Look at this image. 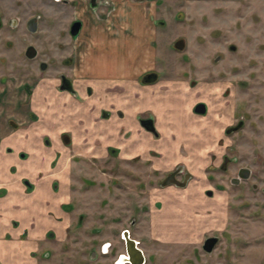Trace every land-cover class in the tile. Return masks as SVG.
<instances>
[{
    "label": "rangeland",
    "instance_id": "374dc122",
    "mask_svg": "<svg viewBox=\"0 0 264 264\" xmlns=\"http://www.w3.org/2000/svg\"><path fill=\"white\" fill-rule=\"evenodd\" d=\"M16 1L18 2L10 0V3L14 5ZM36 1L40 2L27 0L25 17L34 12L31 9H34L32 6ZM152 3L156 8L153 19L156 21L157 41L152 45L153 37L147 30L141 32L144 35L140 34L139 38L141 44L143 43L141 48L143 47L145 52L147 45H151L147 63L141 66L140 72L151 68L160 73L159 81L151 87L159 89L170 86L180 93L183 103L186 100L192 103L193 89L187 87L186 82H189L190 76L197 82L203 80L201 73H206L208 68H215L211 62L215 54L225 57L229 55V58L250 55L247 58L259 60L260 65L264 44H260L257 49L255 44L264 41V0H155ZM51 6H55L51 0H42L44 22L41 32L35 36L40 42L43 40L44 44L40 49L44 52L43 59L49 63H52L50 59L59 56V40L66 38L64 27L51 18ZM114 6L109 5L104 17L108 16L113 19L112 22H118L120 12L118 13ZM113 12L118 15L113 16ZM146 18L147 16L144 17ZM110 25L111 22H108V26ZM123 30L128 34L132 33ZM17 33L20 31L17 30ZM104 34L116 39L119 38L120 32L115 33L116 35L98 32V37H105ZM8 38L9 35L3 36L0 42L3 43V40ZM177 38H185L188 41L186 50H177L174 47L173 42ZM232 42L239 48L236 53L231 52L228 47ZM249 45L251 52L247 53ZM60 54L68 55L67 52ZM229 58L220 63L221 72L231 70L232 63H228ZM245 58L240 60L239 57V61L242 62ZM240 62H234L233 67L235 65L239 68ZM1 71L0 66V73ZM50 71L51 69L44 79L49 78ZM197 71L198 76L195 77L193 74ZM25 80L26 77L10 78L6 93L0 94V178L12 181H0V220L9 223L6 228L1 226V230L5 231L4 239L16 240L21 245L27 243V249L21 250L22 260L24 257L29 264H118L120 254L125 251L122 232L128 230L131 237L139 241L146 256L145 264H264V222L260 219L264 210L261 215L257 213L264 200V195L260 192H252L248 200L249 207L241 210L237 203L231 201V197L223 198L222 220L227 223L216 229L215 234L220 236L221 242L212 253H207L201 249L199 242L215 231L212 228L197 233L201 237L198 236L196 240L180 239L174 235L172 238H166V232L172 230L168 226L165 229L163 222H160L163 220L162 216L154 218V212L151 211L154 208L149 206L148 202V173L151 174L148 165L144 166L139 162L140 172L133 180V167L114 158L108 161L87 160L77 164L65 160L61 163L68 151H73L81 142L83 136L80 134L83 130L91 132L89 114L98 119L101 129L105 128V124L127 127L132 123L135 113L123 102L121 96L112 99L116 110L119 111L118 117L105 122L100 119V114H96L98 111L94 109L90 112L88 109L90 105L99 103V98L96 88L90 93L88 89L91 86L87 85L88 89H83L81 93V100L78 99L82 101L83 108L79 109L81 113L72 116L69 122L65 117L60 123L65 124L66 130L62 131V126L57 129L25 127V139L22 144H7L5 131L10 130L9 119L25 126L32 122L31 120L42 117V112L31 109V96L21 90V83ZM141 95L139 99L142 98ZM73 110L75 111V108ZM180 111L181 115L190 121V126L196 129L191 106L183 104ZM64 112L68 115L69 108ZM154 113L156 114V111ZM77 120L80 125H77ZM255 131L256 133L252 134L246 130L245 136L237 144V156L243 160L240 155L247 153L248 159L245 163H249L255 172L253 180L263 186L264 157L258 156L262 154L264 142L259 135L262 129L257 127ZM68 138L71 144H68ZM108 145L114 146L113 143ZM57 152H62V159L56 162L53 156ZM156 153L158 154V151ZM245 163L239 161L236 166ZM59 165L64 169V173L56 180L50 173ZM103 172L108 173L105 175ZM121 175L126 177H120ZM208 181L210 179L201 169L194 171V180L184 188L185 194L192 196V199H187L176 206L177 208L170 207L172 211L175 210L174 216L169 218L172 222L176 220L175 216L186 217L189 224L193 220L203 223L206 219L214 218L213 207L217 199L215 195H206V191L212 190L208 187ZM10 189L14 193L10 192L9 196ZM165 208L166 204L163 203L157 214H162ZM235 219L238 222L234 223ZM177 224L180 228V220ZM13 232H20V237L15 239ZM33 236L37 237L35 241ZM10 257L12 264L19 262L17 255ZM0 264L3 263L0 261Z\"/></svg>",
    "mask_w": 264,
    "mask_h": 264
},
{
    "label": "flooded vegetation",
    "instance_id": "af4514ba",
    "mask_svg": "<svg viewBox=\"0 0 264 264\" xmlns=\"http://www.w3.org/2000/svg\"><path fill=\"white\" fill-rule=\"evenodd\" d=\"M51 1L55 5L51 6L53 7L51 18L64 27L66 38L59 40L60 44H57L59 56L50 59L52 63H49L43 59L44 52L40 49L44 44L43 40L40 42V39H35L41 32L44 22L42 0L35 2L32 6L34 9H31L34 12L28 17H25L27 0L25 2L18 0L14 5L10 0H0V41L3 36L9 35L8 40L0 42L2 68L0 84L3 85L0 94L6 93L10 78L26 77L27 80L21 83V90L31 96L33 106L31 109L42 112V117L35 121L31 120L32 122L25 126L9 119L10 130L5 131L6 143L22 144L25 139V137L23 139L25 127L57 129L62 126L61 130H66L65 124L60 123L65 117L69 122L72 116L81 113L79 109L82 110L83 106L80 97L83 89H88L87 85L91 86L88 89L90 93L96 88L99 98V103L90 105L88 109L90 112L94 109L98 111L96 114H100V119H104L105 122L118 117L119 111L116 110L112 99L121 96L123 102L135 113L132 123L127 127L105 124V128L101 129L98 119L89 114L91 132L85 130L83 133L80 132L83 136L81 142L73 151H68L61 163L65 160L77 164L87 160L108 161L114 158L133 167L131 170L133 180L139 175V162L144 166L148 165V170L151 171V174L148 173L150 175L148 202L149 206L154 208L151 210L154 212V218L162 216L163 220L160 222H163L165 229L168 226L172 230L166 232V238H172L174 235L180 239L196 240L199 236L197 233L212 228L215 231L199 242L201 249L212 253L221 242L220 236L215 234L216 229L227 223L222 220L223 198L231 197V201L237 203L241 210L249 207L248 200L252 192L264 195V185L261 186L253 180L255 172L249 163H245L248 159L247 153L240 155L243 160L237 156L239 155L237 144L245 136L246 130L255 134L256 128L260 127L262 132H258L264 142V54L260 56L262 59L260 65L259 60L247 58L250 55L229 58V55L225 57L215 54L211 59L215 68L213 70L208 68L206 73L202 72L203 80L197 82L190 76L189 82H186L187 87L193 89L194 96L192 103L188 100L183 103L182 96L174 88L151 87L159 81V71L148 68L140 72L141 66L147 63L151 46L146 47L148 53L141 48L143 44L139 39L141 32L147 30L152 35V45L157 41L156 21L153 19L156 8L152 3L155 0ZM109 5H115L114 9L120 12L118 22H112L113 19H109L108 16L104 17ZM140 9L144 17L147 16V20H143L142 28L137 21L131 23L129 19L131 16L129 10L138 12ZM112 15L118 14L113 12ZM108 22H111L110 26ZM123 29L132 33L123 32ZM17 30L20 33L16 34ZM98 32L112 34L120 32V35L116 39L107 37L108 34L99 38ZM173 43L177 50L184 51L188 48V41L185 38H177ZM260 44H264V41H258L255 44L256 49ZM54 45L53 43L52 46ZM228 47L233 53L239 49L233 42L228 44ZM246 51L251 52L250 45ZM64 52L68 55L60 54ZM239 57L240 60L246 58L240 62ZM226 58H229L228 63L240 62L239 68L231 64V70L221 72L220 63ZM247 68L249 70H246ZM50 69L49 78L44 79ZM193 75L198 76V71ZM183 104L191 106L196 129L192 128L190 121L181 115L180 107ZM68 108L70 112L67 115L64 111ZM30 116L33 117V114L30 113ZM77 122V125H80V121ZM63 135L67 137V134ZM111 143L115 147L108 145ZM68 144H71L70 138ZM261 152L258 158L264 157V146ZM61 153L57 152L53 156L56 162L62 159ZM239 161H244L245 164L236 166ZM199 169L210 179L207 184L212 190L206 191V195L209 197L215 195L217 199L213 207L214 218L206 219L203 223L193 220L189 224L186 217L175 216L176 220L172 222L169 218L174 216L175 210L172 211L170 207L177 208L176 206L182 202L192 199V196L185 194L184 188L192 183L194 171ZM63 173L64 169L59 165L52 169L50 176L59 180ZM116 185L119 188L118 184ZM163 203L166 204L165 210L162 214H157ZM261 205L260 211L257 210L259 215L264 210V200ZM260 219L264 222V215ZM179 220L180 228L177 227ZM235 221L236 219L234 223ZM122 233L125 251L120 254L118 264H139V259L136 258L133 263L128 253L125 233H128L129 238L135 240L136 245L143 251L139 241L132 238L128 230ZM209 238L217 239L211 251L206 249ZM143 254L142 264H145L144 251ZM124 258L126 261H122Z\"/></svg>",
    "mask_w": 264,
    "mask_h": 264
},
{
    "label": "crops",
    "instance_id": "0c3cea01",
    "mask_svg": "<svg viewBox=\"0 0 264 264\" xmlns=\"http://www.w3.org/2000/svg\"><path fill=\"white\" fill-rule=\"evenodd\" d=\"M131 9V8H130ZM134 13V15H133ZM129 14L132 16H130V20H131V23H136V21L138 22V24L141 26L142 28V25H143V20H144V13L143 11L140 9L138 10V12L136 11H131L129 10ZM137 17V18H136ZM138 19V20H137ZM142 20V21H141ZM0 181H4L6 183L8 182H12V181H6L4 179H1L0 178ZM10 192H13L11 189L8 191V193ZM11 195V193L9 194V196ZM8 202V201H7ZM5 203V202H3ZM9 208L11 206H8ZM8 222L7 221H2L0 220V261L3 263V264H12V261H11V255H17L19 257V262L15 261V263L13 264H29L27 262V260L23 257V260L21 259V256H22V252L21 250L22 249H27V243H24L23 245L19 244L16 240H13V239H10V240H7V239H4L5 237L3 236V232L1 230V226L3 227H8ZM14 234V237L15 239L16 238H19L20 236V232H13ZM36 236H33L32 239L33 241L36 240ZM26 244V245H25ZM16 250V251H15Z\"/></svg>",
    "mask_w": 264,
    "mask_h": 264
},
{
    "label": "water",
    "instance_id": "95a60500",
    "mask_svg": "<svg viewBox=\"0 0 264 264\" xmlns=\"http://www.w3.org/2000/svg\"><path fill=\"white\" fill-rule=\"evenodd\" d=\"M125 237L127 238L128 253L131 256L133 263H135L136 258H138L139 259L138 263L142 264V262L144 260L143 251L136 245L135 240L129 238L128 233H125ZM216 240H217L216 238H209L207 240L208 244L206 246V249L208 251H211Z\"/></svg>",
    "mask_w": 264,
    "mask_h": 264
},
{
    "label": "bare ground",
    "instance_id": "6f19581e",
    "mask_svg": "<svg viewBox=\"0 0 264 264\" xmlns=\"http://www.w3.org/2000/svg\"><path fill=\"white\" fill-rule=\"evenodd\" d=\"M123 261H126V259L124 258Z\"/></svg>",
    "mask_w": 264,
    "mask_h": 264
}]
</instances>
